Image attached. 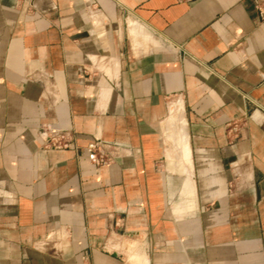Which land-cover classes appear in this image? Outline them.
<instances>
[{
	"label": "crops",
	"instance_id": "obj_1",
	"mask_svg": "<svg viewBox=\"0 0 264 264\" xmlns=\"http://www.w3.org/2000/svg\"><path fill=\"white\" fill-rule=\"evenodd\" d=\"M257 1L0 0V264H264Z\"/></svg>",
	"mask_w": 264,
	"mask_h": 264
},
{
	"label": "built area",
	"instance_id": "obj_2",
	"mask_svg": "<svg viewBox=\"0 0 264 264\" xmlns=\"http://www.w3.org/2000/svg\"><path fill=\"white\" fill-rule=\"evenodd\" d=\"M257 9L260 21L264 23V0L257 1ZM41 133L45 135L47 139L52 141L54 146L68 147L70 145V141L65 138L67 133L61 129L43 127ZM86 149L88 152V157L97 166L104 165L112 161V149L110 145L103 141H91L87 144ZM83 264L89 263L85 261Z\"/></svg>",
	"mask_w": 264,
	"mask_h": 264
}]
</instances>
